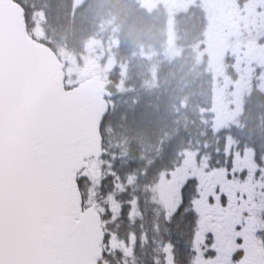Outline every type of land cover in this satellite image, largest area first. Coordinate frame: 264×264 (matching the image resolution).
Masks as SVG:
<instances>
[{"label":"snow or ice","instance_id":"snow-or-ice-1","mask_svg":"<svg viewBox=\"0 0 264 264\" xmlns=\"http://www.w3.org/2000/svg\"><path fill=\"white\" fill-rule=\"evenodd\" d=\"M7 3L0 0V264H111L117 255L126 262L136 233L124 240L109 225L125 211L118 196L131 179L121 180L115 157L97 143L100 121L91 102L62 81L60 94L17 134L5 130L4 102L25 54ZM224 155L218 177L217 170L207 175L203 161L177 165L178 200L165 207L167 227L152 240V264H264V157L254 150ZM233 203L245 207L236 213ZM137 205L127 202L129 220L141 215ZM140 242H148L147 233Z\"/></svg>","mask_w":264,"mask_h":264},{"label":"rangeland","instance_id":"rangeland-1","mask_svg":"<svg viewBox=\"0 0 264 264\" xmlns=\"http://www.w3.org/2000/svg\"><path fill=\"white\" fill-rule=\"evenodd\" d=\"M22 1L29 8L28 18L32 22H39L43 13L41 11L35 10L34 8L36 3H39V0ZM94 1L95 0H89L78 13V16L81 17V19L83 18L81 24L86 26V17L90 14L95 16L96 14H100L102 15V18L98 20L95 26L92 27V32L88 34L87 39H85L81 45H79L77 51L72 52L66 47L60 46L59 42L51 41L55 47V52L60 56L61 59L66 60L65 83L76 84L86 76H89L93 73H100L103 79L110 77L113 81H115V83H113L112 96H114L116 99L122 98L123 96L127 95L132 88L134 89L135 86L141 87L146 91L148 89H154V87H152V77L154 75V70H151L150 61L148 62V59L154 58L155 63L160 59L168 58L171 60L173 59V56H175L176 61L181 62L182 57H179V55L185 54L190 56L191 61V68L189 69L190 79L187 81L185 87H183L182 84H177L181 77V69H173L171 67V70H167L165 72L169 74V77L173 76L177 78L172 80L178 87L177 94L186 91V93L194 96L204 95L205 92L203 90V84L205 80L212 77L214 72V69L210 67L208 61L203 58L205 52L202 40L203 34H205L207 30L208 17L211 15L209 11L203 12L204 15L197 14L193 17L191 14L192 12L189 10H184L185 7L189 8V0H178V4L176 7H174L172 12H170L167 6L164 7L165 12H163L161 8L158 12L153 10L150 14L154 13V33L152 35L149 32L144 34V29L143 33L140 36L138 35V37H134L135 39L133 42H131L130 40H127L120 32L119 22L117 18L111 14L112 12L110 8L120 9V6L116 7L114 4H111L107 1L94 4ZM138 2L142 4V11L138 10L136 13V11L133 10V5L138 8ZM199 2L200 0H198V3ZM63 3L64 0H57L58 10L62 8ZM119 3L121 5V9L123 10L119 13L120 17L125 12L132 16L143 14V11L145 12V9L149 5L148 0H128V2L125 4H123L124 0H121ZM210 3V0L201 1V5L206 4L207 8L210 6ZM126 4L129 6L125 7ZM125 9H128V11ZM204 17L206 18L203 23ZM171 18H173V20H171ZM159 20L163 22V25H161V21L158 22ZM42 24L44 25V21ZM168 29H171L170 33H167ZM41 31L43 30L41 29ZM38 36L42 37L43 39L47 38L45 29L42 34H38ZM120 37L122 41L119 40ZM125 40H127V47L123 49L119 43L124 42ZM137 40L139 41L138 47L133 48V50L130 49L129 46L131 43H134ZM168 40L170 42L169 44L167 42ZM132 53L135 54L134 58ZM151 53H153V55L150 57L149 55ZM125 56L132 57L127 65H123L121 62ZM154 68L156 69L155 76L158 80V86L161 83L165 85L163 83L165 78L160 77L163 73L162 71L164 70L157 66H154ZM137 78L138 84H136ZM174 84H168L167 86ZM159 101L163 102L162 99ZM164 107L165 109L161 115V120H157V123L160 122L162 125L172 126L169 131L176 134L180 133L179 128L184 129L185 133L183 139H186L189 136V141L191 143H193L194 140H197L196 144L193 145V153L203 156L207 150V144L203 145L204 134L203 130H201L200 125L198 124V119L196 117H190L186 113V107L182 112L180 102H178V106L172 108L170 99L167 96L164 98ZM115 109L116 106H114V116L117 117L118 113ZM182 115L184 119L182 118ZM119 121L122 123L125 120L120 118ZM106 126H109L108 122L106 123ZM116 128V131H118L120 125H117ZM107 131L108 135H110L111 132L109 128H107ZM166 135L167 133H163V138ZM111 136L112 138L116 139L118 137V135ZM144 138L146 140L148 137L146 136ZM120 143V141H114L111 144V150L115 151L116 154L110 153L108 157H115L112 160V164L114 169L120 174L121 180L127 181V179L130 178L131 183L124 184V187L127 188V191L119 195L118 200L123 202L125 205H127L129 200L138 201L137 207L141 215L139 217L134 216L132 220H129L127 217L126 208L124 217L126 221H129V227H131V230L129 231L134 233H136L135 231L139 232V245H149L150 253L154 255L153 248L155 246L152 243V240L154 238L159 239L160 235L164 234L166 227L164 224L163 214L166 207L165 197L167 192L163 190L166 188L168 182L163 181L161 175L156 176L154 179V172H152L149 184L144 185V187L142 185L139 186L140 190L136 192V187L134 186L138 182L143 181V175L145 174L146 168L152 167L154 162H157V158L154 156V151H152V148L154 150V145L147 148L142 144V147L137 149L136 163H140V166L139 170L136 171L137 167L129 169V166H131L129 154H123ZM181 145L183 144H179L178 146H167L169 151L166 152L165 155L167 158H170L171 162L179 160V155L184 153L185 149L181 148ZM163 150L164 149L157 150L159 151L158 161L161 159V155L164 154L162 152ZM108 157L105 159H108ZM179 173L180 169L177 171L178 175ZM161 193L163 194L162 197L160 195ZM176 200H178V195L174 196L172 203H174ZM154 225H159V234L154 231ZM141 231L147 233L148 236V242L144 243L143 245H141L140 242ZM131 259H136L135 252L131 256ZM133 264H135V262H133Z\"/></svg>","mask_w":264,"mask_h":264},{"label":"flooded vegetation","instance_id":"flooded-vegetation-1","mask_svg":"<svg viewBox=\"0 0 264 264\" xmlns=\"http://www.w3.org/2000/svg\"><path fill=\"white\" fill-rule=\"evenodd\" d=\"M201 1L198 3V0H189V8L185 7L184 10L192 12L193 17L197 14L204 15L205 11L211 13L208 17L207 28L210 25L214 26L216 33L224 41L226 54L221 63L214 68L212 77L205 80L204 95L194 96L183 91L174 97L175 102H180L182 112L186 107V113L190 117L198 119L204 134L203 145L207 144L205 157L202 158L199 154H194V149L192 152L185 149V152L179 155V165L185 160L192 165L203 161L209 165L207 175H212L213 170H217L218 177L219 170L224 168L225 151L235 153L247 150L251 155L254 150L257 159L264 157V116L261 115L263 111L257 115V119H254L250 126L246 125L245 119L249 100L251 101L249 107L256 105L264 107V0H211L208 8L206 4L201 5ZM140 4L138 2V7L141 10L142 4L141 6ZM148 4L142 20L136 16L132 19V15L128 13L124 14L125 33L130 27L132 28L131 36H137L140 33L138 29L143 27V21H145L146 32L152 35L154 33V13H150L153 10L158 12L160 8L165 12V6L172 12L177 6L178 0H148ZM83 6L84 4L81 8ZM126 6L129 5L126 4ZM81 8L78 10L79 12L82 10ZM125 10L128 11V9ZM70 14L73 15L71 8ZM205 18H203V23ZM128 20H130L129 24ZM42 25L41 20L39 22L27 20L28 34L38 40L37 34H40ZM171 29H168L167 33H170ZM152 55L153 53L149 56ZM179 57H182L181 62L176 61V57L173 56L171 60L160 59L156 63L163 67L181 69V77L177 84H182L185 87L190 79L191 61L188 55L180 54ZM149 61L152 70H154L152 65L154 58L148 59ZM123 63L127 64L126 61ZM155 72L154 70V74ZM152 79V87H154L157 85L156 76L153 75ZM175 79L177 78L168 76L163 83L165 85L174 84L175 82L172 80ZM142 96L145 101H154V92ZM156 111L157 104L154 102V148H158L161 144L156 127ZM182 118L184 119L183 115ZM172 134L175 138H179L184 135V132L180 131L177 134L172 132ZM228 159L230 167L231 157ZM174 170L175 174L171 175ZM177 170V167H174L162 177L163 181L168 182L163 191L167 190L168 192L171 190L170 188L177 191L176 179L183 175V167H181L179 175L176 174ZM244 207L243 203L239 206L233 203L232 211L239 213Z\"/></svg>","mask_w":264,"mask_h":264},{"label":"water","instance_id":"water-1","mask_svg":"<svg viewBox=\"0 0 264 264\" xmlns=\"http://www.w3.org/2000/svg\"><path fill=\"white\" fill-rule=\"evenodd\" d=\"M84 0H73L72 9L79 8ZM10 14L14 31L23 39L24 43V70L17 78L12 93L4 102L5 130L12 135L17 134L27 123L29 117L41 107L49 103L61 92V82L64 81V62L60 61L55 53L44 44L36 42L27 36L24 22V11L19 4L8 0L6 5ZM212 26L207 34L206 51L210 62L218 63L224 54L223 42L219 41L213 32ZM108 82L101 79L100 74L75 85L73 91L87 98L92 106L96 120L105 115L107 105L104 96H109L106 86ZM101 143V138L97 139ZM172 194L167 197L170 206Z\"/></svg>","mask_w":264,"mask_h":264},{"label":"trees","instance_id":"trees-1","mask_svg":"<svg viewBox=\"0 0 264 264\" xmlns=\"http://www.w3.org/2000/svg\"><path fill=\"white\" fill-rule=\"evenodd\" d=\"M110 2L111 4H114L117 7V4L121 0H97V3L102 2ZM19 3L22 5V7L27 11V5L24 4L23 1L19 0ZM39 8L44 9L45 16H46V23L48 25V34H50L49 39H47L48 45L54 50L55 47L53 46L50 41L59 42L61 44L66 45L68 48L73 47V41L78 33L79 27L76 24V21L69 15V11L64 12V10H58V4L57 0H39ZM114 10V9H113ZM115 11V10H114ZM60 20H64L61 22ZM97 22H95L96 24ZM91 27V26H90ZM87 29L86 27L84 28ZM129 109L133 108L130 112H125V121L122 123H119L121 126L120 130H122V127L126 129V133L124 136V139H127L131 145L134 143V139H141L143 137L152 136V133L154 132V108L149 107L147 104H138L135 105L132 102H129L128 104ZM261 109L260 106H254V114H257L258 110ZM250 117H252V113H250ZM108 119V118H107ZM104 121L102 123L100 132L101 135L104 138V148L107 149L108 144V135L106 134V125ZM118 120L115 119V116H113L110 127H115L119 125ZM137 148L138 146H135L136 155H137ZM147 153V152H146ZM133 156V155H131ZM161 162V160H160ZM136 166H138L136 164ZM151 171L153 169L146 168V173L143 178V184L148 185L151 179ZM187 195V194H186ZM125 205V204H124ZM126 207V205H125ZM126 209V208H125ZM125 213V211H124ZM124 213L121 214L120 219L117 221V224L115 225H109L115 228L114 232H117L119 237L121 239H125V229L128 228L127 221L124 217ZM167 227V226H166ZM173 227V239H178V232L179 229ZM135 256L138 259H141L143 264H152L151 256L149 250L144 249V251H141V248L138 244L135 245ZM119 255L115 256V262L119 260ZM113 259V258H112ZM111 264H115L114 262H111ZM136 264V261H135ZM141 264V263H139Z\"/></svg>","mask_w":264,"mask_h":264},{"label":"bare ground","instance_id":"bare-ground-1","mask_svg":"<svg viewBox=\"0 0 264 264\" xmlns=\"http://www.w3.org/2000/svg\"><path fill=\"white\" fill-rule=\"evenodd\" d=\"M128 21H130V20H128Z\"/></svg>","mask_w":264,"mask_h":264}]
</instances>
